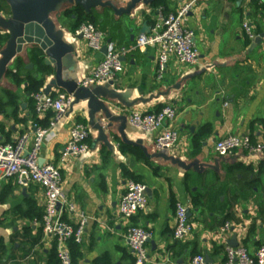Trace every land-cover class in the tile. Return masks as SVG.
<instances>
[{"label":"crops","instance_id":"0c3cea01","mask_svg":"<svg viewBox=\"0 0 264 264\" xmlns=\"http://www.w3.org/2000/svg\"><path fill=\"white\" fill-rule=\"evenodd\" d=\"M0 1L9 12L8 0ZM114 1L118 8L129 2ZM154 1L138 4L132 14H116L100 6L83 12L93 16L105 41L129 46L141 34L143 22L150 25L160 9L152 7ZM163 1L162 8L174 12L188 0ZM63 3L65 10L76 7ZM65 10L55 21L72 45L74 57L65 63L62 78L80 80L100 61L103 52L89 49L85 40L74 34L76 16L64 14ZM8 12L0 14L7 16ZM244 21H248L254 36L264 32V0H196L184 21L194 32L199 53L195 64L180 65L171 57L158 78L157 50L147 47L128 53L123 71L110 80L111 85L102 84L119 93L123 101L106 99L111 117L127 118L134 109L156 112L166 104L172 105L176 110L172 126L179 133L173 148L157 150L154 135L134 130L127 120L121 131L122 121L114 119L105 129L106 140H98V132L87 123L86 99L68 107L56 123L52 139L41 149V159L49 162L58 159L75 122L84 120L90 131L88 151L70 157L61 170L64 195L76 211L87 216L82 242L71 249L73 264H134L123 237L127 223L117 214L127 179H137L151 190L146 195L147 208L129 222L150 233L145 244L149 264H191L198 253L208 256V264H223L224 250L218 251V247L225 245L216 232L227 214L234 226L227 240L235 233L238 244L250 253L264 243V156L243 150L218 156L213 149V143L228 134H248L252 141L264 143V38L251 48ZM0 34L8 38L1 25ZM33 48L43 55L38 46L25 45L0 80V143L49 126L45 119L48 111H32L34 99L28 95L32 83L26 78L43 80V91L54 71L44 61L40 66L30 57ZM69 66L71 71L67 70ZM7 71L17 72L24 81H11ZM60 92L66 91L54 87L48 95L56 97ZM103 122L108 123L106 119ZM137 140L141 143L136 144ZM195 198L200 202L197 206ZM178 200L189 206L194 226L182 240L172 237ZM43 203L39 185L24 188L13 177L0 178V264L57 263L55 242L44 239L40 232L37 215L43 213ZM64 219L70 220L69 215L64 214Z\"/></svg>","mask_w":264,"mask_h":264},{"label":"built area","instance_id":"2783aa9c","mask_svg":"<svg viewBox=\"0 0 264 264\" xmlns=\"http://www.w3.org/2000/svg\"><path fill=\"white\" fill-rule=\"evenodd\" d=\"M196 0L181 3L174 12L163 13L161 8L153 17L147 33L139 34L129 46H116L113 42L105 41L104 33L93 23H81L74 31L81 35L87 47L100 51L103 45L106 50L100 61L79 80L82 86L103 84L123 71L124 62L121 58L133 51H142L147 47H155L156 73L162 77L171 57L180 65H193L198 61L194 32L185 24V18L191 11ZM243 29L249 38L254 33L248 21L243 22ZM34 99L35 111L39 114L51 110L53 116L49 126L36 128L31 135L28 132L20 134L12 142L0 143V178H15L21 187L37 184L43 190L44 203L41 217L42 237L54 241L59 264H72L69 241L81 243L87 216L75 210L62 191L61 170L68 159L88 151L87 138L89 128L86 124L75 122L68 131L67 140L60 150L56 162L41 159L42 144L51 140L56 123L62 119L72 102V95L60 92L51 97L43 91L31 93ZM176 110L166 104L156 112L131 110L127 115L128 124L136 131L154 135V146L157 150L173 148L179 138L177 129L172 126ZM213 149L218 156H227L236 150H243L249 155L264 156V143L252 141L248 134H228L213 143ZM146 185L134 179H127L124 184L118 205L119 218L127 223L123 234L124 240L134 256V264H149V256L145 244L150 233L142 226L129 224L131 218L139 211L147 208V196L144 194ZM189 206L178 200L174 208V226L172 237L175 240L187 238L193 231V222L187 215ZM68 214L70 220L64 219ZM36 224L37 221L33 220ZM232 224L226 221L216 232L217 238L225 245L224 264H264V243L260 244L253 253L238 244L235 247L227 245V235ZM191 264H208L205 255L195 254Z\"/></svg>","mask_w":264,"mask_h":264},{"label":"water","instance_id":"95a60500","mask_svg":"<svg viewBox=\"0 0 264 264\" xmlns=\"http://www.w3.org/2000/svg\"><path fill=\"white\" fill-rule=\"evenodd\" d=\"M64 1L68 5L79 6L86 12L100 6L109 7L116 14H132L138 4H150L153 0H129L128 4L121 8L116 6L114 0H8L10 11L7 16L0 14V25L5 28L8 35L6 44L0 51V80L7 65L23 51L25 45L38 46L43 52L44 63L50 65L54 71L53 76L44 86L43 92L49 94L54 87L62 88L72 95L73 99L69 108L80 100L86 99L88 126L98 132V140H106L104 132L110 127V122L114 119L121 120L120 130L123 131L127 120L125 115L111 117L106 99L113 97L121 103L123 101L119 93L102 84L82 86L79 84V80L62 78L65 63L71 62L74 57L72 45L65 40L63 29L57 27L55 21L61 11L66 9ZM148 31L149 25L143 22L140 33ZM77 36L81 37V35ZM263 38L264 32L255 35L252 38L251 48L259 45ZM105 50L106 45H103L100 51L104 53ZM121 59L124 60V57ZM72 69L71 66L67 67L68 71ZM107 82L109 85L112 84L110 80ZM105 119L108 123L103 122ZM140 143L141 140L136 141V144ZM42 162L43 160L39 159V164ZM150 191V188L146 186L144 194L149 196ZM187 215H190V209H187ZM230 230L233 231L234 226ZM227 245L231 247L238 245L235 233L227 240ZM205 259L209 262L207 255Z\"/></svg>","mask_w":264,"mask_h":264},{"label":"trees","instance_id":"16d2710c","mask_svg":"<svg viewBox=\"0 0 264 264\" xmlns=\"http://www.w3.org/2000/svg\"><path fill=\"white\" fill-rule=\"evenodd\" d=\"M254 0H252L253 2ZM163 6H165V2L163 0H157V1H154L152 3V7H156V8H161V11L163 13H168L170 12L167 8H162ZM1 11H4L5 13L8 12V9H6V5L2 4V2L0 1V12ZM67 14L69 15L70 13L74 14L76 16V23L72 26V29H73V32L75 31V29L81 24V23H84V22H90V23H94V18L91 14H85L83 12V9H81L79 6H76V7H72V8H69L67 10H65L64 14ZM96 26V25H95ZM97 27V26H96ZM7 36L6 34H0V46L4 43V41L6 40ZM29 55L32 59L36 60L37 63L40 65V66H43L42 63H43V58L41 56V54L39 53V51L35 48L31 49L29 51ZM16 61L19 63L21 60L19 58L16 59ZM44 69V67L42 68V70ZM6 76L13 82H16L17 84L24 81L23 79L20 78L19 74H17V72H12V71H7L6 73ZM26 80L29 82V83H32V86L31 88L28 90L29 91V94L28 95H31V93H34V92H37V91H41V88L43 86V80H38V81H35L34 78L32 77H27ZM32 111L34 112V106L32 108ZM53 116V112L52 111H48L47 114H46V121H47V125L48 126V122L50 118H52ZM51 120V119H50ZM78 122L80 123H83V124H86L84 120H79ZM45 128V127H43ZM136 181H139L137 179H134ZM196 199V198H195ZM193 200V203H194V206H197L198 204H200V202L196 199V200ZM31 217V216H30ZM41 217H42V214H38L37 215V219L38 220H41ZM230 216L225 215L224 217L221 218V220L219 221V227L222 226L226 221H228V218ZM32 218V217H31ZM40 228V227H39ZM40 232H41V228H40ZM77 243H75L73 240H70L69 241V249H70V255H71V249L73 248L74 245H76ZM3 248V244L1 242V239H0V250H2ZM54 250H55V247H54ZM223 251L224 250V247H218V251ZM224 252V251H223ZM55 256L57 257V254H56V250H55ZM71 260H72V264H73V259H72V255H71ZM225 262V252H224V258H223V264ZM56 264H59V261H58V258H57V263Z\"/></svg>","mask_w":264,"mask_h":264}]
</instances>
